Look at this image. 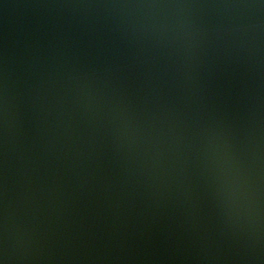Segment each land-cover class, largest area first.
<instances>
[{
  "label": "water",
  "instance_id": "1",
  "mask_svg": "<svg viewBox=\"0 0 264 264\" xmlns=\"http://www.w3.org/2000/svg\"><path fill=\"white\" fill-rule=\"evenodd\" d=\"M0 264H264V0H0Z\"/></svg>",
  "mask_w": 264,
  "mask_h": 264
}]
</instances>
